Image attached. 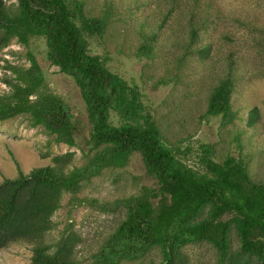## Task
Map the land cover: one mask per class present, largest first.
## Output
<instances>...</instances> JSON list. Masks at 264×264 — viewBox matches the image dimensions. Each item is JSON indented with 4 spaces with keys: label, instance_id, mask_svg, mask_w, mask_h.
<instances>
[{
    "label": "rangeland",
    "instance_id": "374dc122",
    "mask_svg": "<svg viewBox=\"0 0 264 264\" xmlns=\"http://www.w3.org/2000/svg\"><path fill=\"white\" fill-rule=\"evenodd\" d=\"M12 10L17 0H2ZM81 3L89 19L105 22L99 35L85 33L89 54L136 85L153 115L163 143L184 164L204 170L205 148L217 162L229 157L247 162L252 181L264 182V0H68ZM47 41L27 44L13 38L0 45V103L20 84V74L39 63L44 78L38 95L54 96L71 113L75 144L57 143L25 115L0 121V185L35 168L54 166L65 173L89 164L98 150L81 91L71 76L48 57ZM231 81L233 116L211 115L220 85ZM119 125V118L112 114ZM157 187L140 154L125 167L108 166L63 189L51 228L31 237L0 239V264H37L38 252L66 264H98L97 254L127 216L123 200ZM201 210L195 221L210 214ZM228 219V218H227ZM225 258L212 242L191 241L167 257L160 246L120 264H264L241 249L238 225L230 220Z\"/></svg>",
    "mask_w": 264,
    "mask_h": 264
},
{
    "label": "trees",
    "instance_id": "16d2710c",
    "mask_svg": "<svg viewBox=\"0 0 264 264\" xmlns=\"http://www.w3.org/2000/svg\"><path fill=\"white\" fill-rule=\"evenodd\" d=\"M17 2L18 8L12 10L0 0V45L13 38L25 44L34 36L46 39L49 60L71 76L81 91L92 125L91 143L98 152L88 165L69 173L45 166L6 178L0 185V239L9 238L10 232L22 238L31 237V230H48L63 189L76 192L83 179L104 167H125L138 153L157 187L122 201L127 216L97 254L98 264H120L156 246L168 258L174 257L188 242L204 240L218 247L225 258L230 220L237 222L242 251L264 260V182L251 180L247 162L235 157L217 162L205 148L203 171L184 164L163 143L138 87L89 54L85 33L101 34L104 21L87 18L81 3L72 9L68 0ZM30 60L31 67L20 74V84L0 103V121L25 115L55 142L74 145L76 125L71 113L56 97L38 95L44 78L36 58L32 55ZM231 84L227 80L216 90L211 115L232 118ZM112 114L119 118V125L113 123ZM207 206H211L209 216L195 221ZM34 259L37 264L67 262L40 252Z\"/></svg>",
    "mask_w": 264,
    "mask_h": 264
}]
</instances>
